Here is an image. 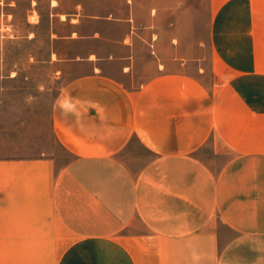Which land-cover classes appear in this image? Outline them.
<instances>
[{
	"label": "crops",
	"instance_id": "obj_1",
	"mask_svg": "<svg viewBox=\"0 0 264 264\" xmlns=\"http://www.w3.org/2000/svg\"><path fill=\"white\" fill-rule=\"evenodd\" d=\"M44 1L51 126L72 158L0 157V243L18 253L1 264H264V0H209L188 48L160 4L30 11ZM134 137L155 154L137 172L121 156Z\"/></svg>",
	"mask_w": 264,
	"mask_h": 264
},
{
	"label": "rangeland",
	"instance_id": "obj_2",
	"mask_svg": "<svg viewBox=\"0 0 264 264\" xmlns=\"http://www.w3.org/2000/svg\"><path fill=\"white\" fill-rule=\"evenodd\" d=\"M142 1L160 4V31L179 36L183 48L204 39L209 0ZM35 8L37 12L32 13L29 0H20L12 6L0 4V157L46 155L54 157L61 166L72 158L56 141L51 126L52 107L61 79L48 63L53 48L48 3L44 1ZM38 15L41 23L34 27L31 21H36ZM54 27L67 29L59 21ZM29 31H34L36 38L30 39ZM64 44L58 42L55 46ZM212 149L208 143L201 156L212 159ZM121 156L137 172L155 154L134 137ZM0 246V264L6 257L18 255L12 249H3L1 243Z\"/></svg>",
	"mask_w": 264,
	"mask_h": 264
},
{
	"label": "built area",
	"instance_id": "obj_3",
	"mask_svg": "<svg viewBox=\"0 0 264 264\" xmlns=\"http://www.w3.org/2000/svg\"><path fill=\"white\" fill-rule=\"evenodd\" d=\"M39 20V18H37V20L36 21H38Z\"/></svg>",
	"mask_w": 264,
	"mask_h": 264
},
{
	"label": "bare ground",
	"instance_id": "obj_4",
	"mask_svg": "<svg viewBox=\"0 0 264 264\" xmlns=\"http://www.w3.org/2000/svg\"><path fill=\"white\" fill-rule=\"evenodd\" d=\"M54 4V3H53Z\"/></svg>",
	"mask_w": 264,
	"mask_h": 264
}]
</instances>
